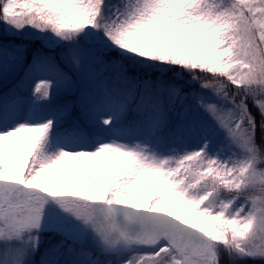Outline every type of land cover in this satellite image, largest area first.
<instances>
[{
  "label": "snow or ice",
  "instance_id": "obj_1",
  "mask_svg": "<svg viewBox=\"0 0 264 264\" xmlns=\"http://www.w3.org/2000/svg\"><path fill=\"white\" fill-rule=\"evenodd\" d=\"M0 264H264V0H0Z\"/></svg>",
  "mask_w": 264,
  "mask_h": 264
},
{
  "label": "rangeland",
  "instance_id": "obj_2",
  "mask_svg": "<svg viewBox=\"0 0 264 264\" xmlns=\"http://www.w3.org/2000/svg\"><path fill=\"white\" fill-rule=\"evenodd\" d=\"M37 259H38V257H37Z\"/></svg>",
  "mask_w": 264,
  "mask_h": 264
}]
</instances>
